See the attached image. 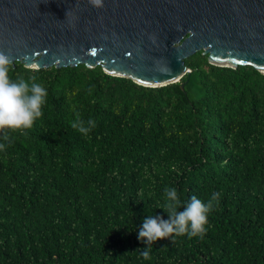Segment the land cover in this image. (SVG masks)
<instances>
[{
	"label": "trees",
	"instance_id": "obj_1",
	"mask_svg": "<svg viewBox=\"0 0 264 264\" xmlns=\"http://www.w3.org/2000/svg\"><path fill=\"white\" fill-rule=\"evenodd\" d=\"M183 63L152 87L99 65L12 62V80L48 95L32 128L0 132V264H264V74L201 50ZM76 113L95 122L86 136ZM166 187L182 205L220 196L202 234L145 245L143 219H168Z\"/></svg>",
	"mask_w": 264,
	"mask_h": 264
},
{
	"label": "water",
	"instance_id": "obj_2",
	"mask_svg": "<svg viewBox=\"0 0 264 264\" xmlns=\"http://www.w3.org/2000/svg\"><path fill=\"white\" fill-rule=\"evenodd\" d=\"M102 3L0 0V52L28 68L99 65L152 87L190 72L183 59L198 50L210 64L264 74V0Z\"/></svg>",
	"mask_w": 264,
	"mask_h": 264
},
{
	"label": "clouds",
	"instance_id": "obj_3",
	"mask_svg": "<svg viewBox=\"0 0 264 264\" xmlns=\"http://www.w3.org/2000/svg\"><path fill=\"white\" fill-rule=\"evenodd\" d=\"M89 3L94 7L103 6L102 0H89ZM11 65V57L0 52V132L5 129L16 131L32 128L35 120L43 114L42 106L48 95L45 87L37 83L34 76L30 78L31 82L24 79L12 80L9 77ZM71 127L86 136L95 127V122L91 119L85 122L80 118L79 113H76V119ZM2 139L8 140L6 133ZM5 147L4 143H0V151ZM164 196L166 202L163 211L167 213L168 219L153 215L146 216L139 227L137 239L143 241L145 245L167 239L173 234H187L189 238L202 234L213 202L218 200L220 194L212 193L207 203L192 196L183 205L175 188L166 187ZM180 208L183 210L178 211ZM141 255L148 258L150 250L145 248Z\"/></svg>",
	"mask_w": 264,
	"mask_h": 264
}]
</instances>
